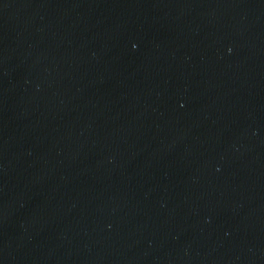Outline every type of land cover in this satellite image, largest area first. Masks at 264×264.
Instances as JSON below:
<instances>
[{
    "label": "water",
    "instance_id": "95a60500",
    "mask_svg": "<svg viewBox=\"0 0 264 264\" xmlns=\"http://www.w3.org/2000/svg\"><path fill=\"white\" fill-rule=\"evenodd\" d=\"M0 264H264V0H0Z\"/></svg>",
    "mask_w": 264,
    "mask_h": 264
}]
</instances>
